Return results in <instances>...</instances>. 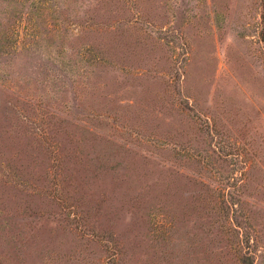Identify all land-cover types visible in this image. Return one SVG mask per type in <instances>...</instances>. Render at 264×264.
<instances>
[{
  "label": "rangeland",
  "instance_id": "374dc122",
  "mask_svg": "<svg viewBox=\"0 0 264 264\" xmlns=\"http://www.w3.org/2000/svg\"><path fill=\"white\" fill-rule=\"evenodd\" d=\"M0 264H264V0H0Z\"/></svg>",
  "mask_w": 264,
  "mask_h": 264
}]
</instances>
